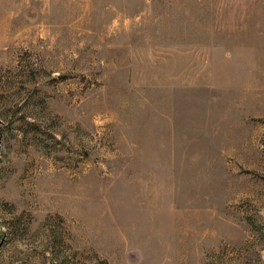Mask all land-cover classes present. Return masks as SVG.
Segmentation results:
<instances>
[{
  "label": "rangeland",
  "instance_id": "rangeland-1",
  "mask_svg": "<svg viewBox=\"0 0 264 264\" xmlns=\"http://www.w3.org/2000/svg\"><path fill=\"white\" fill-rule=\"evenodd\" d=\"M0 264H264V0H0Z\"/></svg>",
  "mask_w": 264,
  "mask_h": 264
}]
</instances>
